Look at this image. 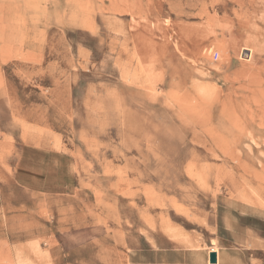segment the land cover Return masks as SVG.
I'll list each match as a JSON object with an SVG mask.
<instances>
[{"label":"rangeland","instance_id":"1","mask_svg":"<svg viewBox=\"0 0 264 264\" xmlns=\"http://www.w3.org/2000/svg\"><path fill=\"white\" fill-rule=\"evenodd\" d=\"M263 6L0 0V264H264Z\"/></svg>","mask_w":264,"mask_h":264},{"label":"crops","instance_id":"2","mask_svg":"<svg viewBox=\"0 0 264 264\" xmlns=\"http://www.w3.org/2000/svg\"><path fill=\"white\" fill-rule=\"evenodd\" d=\"M211 251L213 250H197L185 246L165 247L154 244L148 248L136 250L133 253L132 264H211L209 263ZM215 254L217 259L215 264H227L225 252L216 250Z\"/></svg>","mask_w":264,"mask_h":264},{"label":"bare ground","instance_id":"3","mask_svg":"<svg viewBox=\"0 0 264 264\" xmlns=\"http://www.w3.org/2000/svg\"><path fill=\"white\" fill-rule=\"evenodd\" d=\"M249 5V4H248ZM264 7V6H263ZM263 7H261L260 9L261 10H264V8ZM247 51H249L250 53H249V55L247 54L246 55V57H251V50L250 49H247ZM182 57V56H181ZM183 58V57H182ZM217 71H218V69H217ZM217 73V72H216ZM219 73V72H218ZM222 73V72H221ZM211 75V74H210ZM219 77V76H218ZM224 77H225V75H224ZM226 78V77H225ZM225 78H224V80H225ZM219 79V78H218ZM217 79V80H218ZM226 81V80H225ZM165 84V83H164ZM165 86V85H164ZM167 88V87H166ZM159 89V88H158ZM171 94V93H170ZM169 94V95H170ZM226 94V93H225ZM162 95V94H161ZM167 96H168V94H167ZM231 98V97H230ZM170 100V99H169ZM192 100V99H191ZM171 101V100H170ZM201 101V100H200ZM218 101V100H217ZM166 102H168V101H166ZM183 104V103H182ZM258 104V103H257ZM170 105V104H169ZM168 106V105H167ZM169 108V107H168ZM178 108V107H177ZM172 109H174L173 107H172ZM178 110V109H177ZM194 110V109H193ZM179 111V110H178ZM203 116V115H202ZM176 117V116H175ZM195 117V116H194ZM199 117V116H198ZM221 117V116H220ZM173 118V117H172ZM177 118V117H176ZM211 118V117H210ZM225 118V117H224ZM193 120V119H192ZM218 120V119H217ZM225 120V119H224ZM237 120V119H236ZM227 121V120H226ZM221 122V121H220ZM210 124V123H209ZM199 126V125H198ZM196 132V131H195ZM202 132V131H201ZM205 133V132H204ZM194 134V133H193ZM212 135H214V134H212ZM195 136V135H194ZM209 136V135H208ZM195 158V157H194ZM256 158V157H255ZM263 172V171H262ZM264 175V174H263ZM257 180V179H256ZM260 180V179H259ZM248 182V181H247ZM262 187V186H261ZM264 187V186H263ZM127 188V187H126ZM125 188V189H126ZM126 191V190H125ZM263 193H264V191H263ZM131 195V194H130ZM264 195V194H263ZM129 196V195H128ZM126 198V197H125ZM127 198H129V197H127ZM133 198V197H132ZM125 201V200H124ZM127 201H129V200H127ZM129 204H131V203H129ZM133 205V204H132ZM123 207V206H122ZM139 208V207H138ZM160 213H162V212H160ZM144 214V213H143ZM161 215V214H160ZM162 216V215H161ZM128 217V216H127ZM212 247V246H211ZM211 250H213L214 252L216 251V249L215 248H211Z\"/></svg>","mask_w":264,"mask_h":264},{"label":"water","instance_id":"4","mask_svg":"<svg viewBox=\"0 0 264 264\" xmlns=\"http://www.w3.org/2000/svg\"><path fill=\"white\" fill-rule=\"evenodd\" d=\"M216 262H217L216 254H215V252L211 251L209 253V263L215 264Z\"/></svg>","mask_w":264,"mask_h":264},{"label":"built area","instance_id":"5","mask_svg":"<svg viewBox=\"0 0 264 264\" xmlns=\"http://www.w3.org/2000/svg\"><path fill=\"white\" fill-rule=\"evenodd\" d=\"M214 58L216 59L217 58V54L215 53V55H214Z\"/></svg>","mask_w":264,"mask_h":264}]
</instances>
